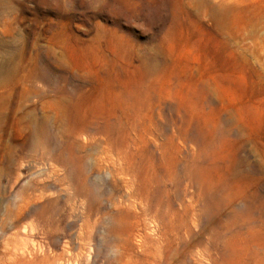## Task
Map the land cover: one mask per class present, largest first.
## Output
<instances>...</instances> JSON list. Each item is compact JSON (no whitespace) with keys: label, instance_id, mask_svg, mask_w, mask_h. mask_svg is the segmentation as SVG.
Instances as JSON below:
<instances>
[{"label":"rangeland","instance_id":"1","mask_svg":"<svg viewBox=\"0 0 264 264\" xmlns=\"http://www.w3.org/2000/svg\"><path fill=\"white\" fill-rule=\"evenodd\" d=\"M127 138L183 223L121 243ZM0 264H264V0H0Z\"/></svg>","mask_w":264,"mask_h":264},{"label":"bare ground","instance_id":"2","mask_svg":"<svg viewBox=\"0 0 264 264\" xmlns=\"http://www.w3.org/2000/svg\"><path fill=\"white\" fill-rule=\"evenodd\" d=\"M33 115L30 116V119ZM35 119V118H34ZM38 119V118H36ZM40 126H47V120L38 121ZM85 125V124H84ZM91 125H89L90 127ZM87 125L84 128H81V132H85ZM108 125L102 124H94L93 130L104 135L107 130ZM44 128L42 130H44ZM108 140V139H107ZM110 144V148L112 154H115V158L111 159V165L114 168L113 171V188H115L116 183L114 179V174H118V170L115 165H118L120 169V173L125 177L123 186L125 188V196L124 201L121 199L112 202V211H106V215H109L111 219V227L109 229L110 233H115L118 235V240L121 243H127L128 236L133 234L134 227L140 228L142 227V219L141 216L143 214H147L151 217V219L157 220L161 217V220L164 222L163 225L168 230L178 229L181 227L182 222V211L176 210L171 211L170 215H165L160 213L158 205L152 202V198L156 193L157 189L159 191V184L164 181L157 179L156 181H152L148 175V167L151 163V159L145 157H140L135 151V142L131 138H127L123 145L117 146L110 140H108ZM21 147V146H20ZM36 147V146H33ZM80 147V146H79ZM43 150V149H42ZM44 151V150H43ZM45 153V151H44ZM72 158L68 159H55V161L64 166L66 168V178L72 180L73 182L77 180L78 191L81 193L83 201L87 203V199H89L90 195L93 196L90 185H89V177L88 173H86V165L84 162V156L79 153H73L71 155ZM52 161H54L52 159ZM156 184V185H155ZM156 186V187H155ZM94 189V188H93ZM95 191V190H94ZM164 192V189L160 190ZM165 195V194H164ZM38 198L33 200L32 194H27L24 198V204L29 205L36 202ZM140 207V210L139 208ZM43 212H38V217H43ZM144 218V217H143ZM149 218V217H148ZM157 218V219H156ZM147 219V218H146ZM153 221V220H152ZM52 222V221H50ZM154 222V221H153ZM89 226L88 222H85L84 228ZM83 230V229H82ZM84 231V230H83ZM124 234L127 237L123 238L121 235Z\"/></svg>","mask_w":264,"mask_h":264}]
</instances>
